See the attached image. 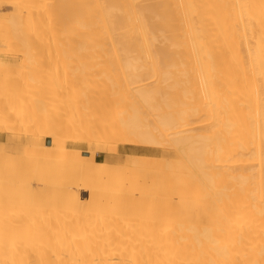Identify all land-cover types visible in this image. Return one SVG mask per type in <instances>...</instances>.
<instances>
[{"label": "bare ground", "instance_id": "6f19581e", "mask_svg": "<svg viewBox=\"0 0 264 264\" xmlns=\"http://www.w3.org/2000/svg\"><path fill=\"white\" fill-rule=\"evenodd\" d=\"M8 4L0 264H264V0Z\"/></svg>", "mask_w": 264, "mask_h": 264}, {"label": "rangeland", "instance_id": "374dc122", "mask_svg": "<svg viewBox=\"0 0 264 264\" xmlns=\"http://www.w3.org/2000/svg\"><path fill=\"white\" fill-rule=\"evenodd\" d=\"M5 1L10 2V0H0V16H7L10 15L11 13H14V6L11 5H7V6H1V4H3ZM37 3L40 4V1H37ZM7 4V3H6ZM16 48L19 50L18 52L20 53H16V54H12L8 57V60H6V65L7 68L3 70V74L6 77H9L10 80L14 81L18 79V70L19 69H24L25 65H24V58H25V47L23 43H19L16 44ZM24 48V49H23ZM46 63L45 59L40 60V62L38 63L37 66V72L40 71V67L42 65H44ZM13 137L12 133L9 132H4V133H0V143L2 142H9L11 140V138ZM15 140H19V139H15ZM19 145H21V147H25V142L22 143H18ZM80 149L83 150H90V148L88 147V145H82V146H77ZM102 157H110L111 161H115L118 158H122L125 159L127 158V156L130 154H143V155H148L149 157H155V158H161L167 156V157H175L174 154V150L172 149H167L165 147L162 146H157V147H149V146H136V145H127L126 147L120 146L119 151L111 154L107 151L104 152H98ZM2 155H4V153L0 152V158L2 157ZM100 160L102 158H99ZM11 165L9 164V162L7 161L6 163L0 164V170L1 169H8L10 168ZM11 182V179L8 177H3L0 176V200L5 201L6 199V188L9 185V183ZM33 185L35 188L40 189V187L42 186L41 183H39L38 181H34ZM1 195H3V198H1Z\"/></svg>", "mask_w": 264, "mask_h": 264}, {"label": "water", "instance_id": "95a60500", "mask_svg": "<svg viewBox=\"0 0 264 264\" xmlns=\"http://www.w3.org/2000/svg\"><path fill=\"white\" fill-rule=\"evenodd\" d=\"M48 141V140H47Z\"/></svg>", "mask_w": 264, "mask_h": 264}]
</instances>
